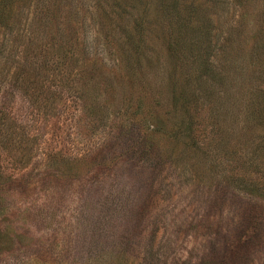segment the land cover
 <instances>
[{
    "label": "rangeland",
    "instance_id": "rangeland-1",
    "mask_svg": "<svg viewBox=\"0 0 264 264\" xmlns=\"http://www.w3.org/2000/svg\"><path fill=\"white\" fill-rule=\"evenodd\" d=\"M0 264H264V0H0Z\"/></svg>",
    "mask_w": 264,
    "mask_h": 264
}]
</instances>
